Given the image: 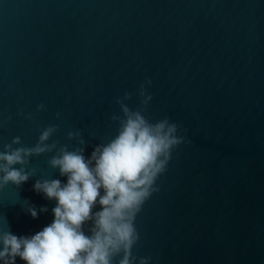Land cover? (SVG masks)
I'll use <instances>...</instances> for the list:
<instances>
[{
  "label": "water",
  "instance_id": "water-1",
  "mask_svg": "<svg viewBox=\"0 0 264 264\" xmlns=\"http://www.w3.org/2000/svg\"><path fill=\"white\" fill-rule=\"evenodd\" d=\"M146 80L144 115L167 117L188 143L136 216L133 255L264 264V0H0V150L17 136L32 147L56 125L47 143L72 150L67 133L80 131L88 158L116 134L115 99L129 92L140 107ZM54 154L30 157L21 186L0 187V231L31 236L53 221L55 199L33 185L67 182L47 164Z\"/></svg>",
  "mask_w": 264,
  "mask_h": 264
},
{
  "label": "clouds",
  "instance_id": "clouds-1",
  "mask_svg": "<svg viewBox=\"0 0 264 264\" xmlns=\"http://www.w3.org/2000/svg\"><path fill=\"white\" fill-rule=\"evenodd\" d=\"M150 83L146 80L140 85V107L134 110L125 103L132 93L115 99L120 115L113 114L110 119L117 124L116 134L97 144L88 158L83 154L86 141L80 131L67 133L68 140L80 145L72 150L66 145L57 148L56 142L47 143L57 131L56 125L43 128L32 147L23 146L18 136L3 145L0 187L9 183L19 187L27 182L34 175V170H26L29 158L53 150L55 154L47 164L58 168L67 182L45 178L35 182V192L55 199L54 219L31 236L0 231V264H15L17 257L26 264H149L151 257H137L132 252L140 239L135 219L144 203L159 191L156 182L167 171L172 153L180 144L188 143L178 135L182 131L178 124L167 117L151 122L144 115L152 98L145 94V84ZM44 108L37 105V111ZM96 205L101 210L94 212ZM28 213L37 217L34 207H29ZM89 222L90 234H86L84 226Z\"/></svg>",
  "mask_w": 264,
  "mask_h": 264
}]
</instances>
